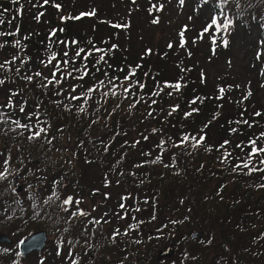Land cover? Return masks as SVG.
Returning <instances> with one entry per match:
<instances>
[{"label":"trees","instance_id":"16d2710c","mask_svg":"<svg viewBox=\"0 0 264 264\" xmlns=\"http://www.w3.org/2000/svg\"><path fill=\"white\" fill-rule=\"evenodd\" d=\"M75 3L0 0V228L21 240L40 229L54 236L53 255L35 253L38 264L264 262V152L252 154L250 143L264 148V99L229 92L212 73L232 59L237 34L249 55L257 30L260 53L243 66L259 62L264 92V0L195 1L201 17L211 12L199 30L210 42L204 52L151 34L138 43L127 30L118 39L122 26L105 8L83 18ZM10 171L21 173L25 197L16 198ZM102 183L120 193L118 205L94 199L79 215L76 201ZM64 184L74 195L67 208ZM22 259L0 244V264Z\"/></svg>","mask_w":264,"mask_h":264},{"label":"rangeland","instance_id":"374dc122","mask_svg":"<svg viewBox=\"0 0 264 264\" xmlns=\"http://www.w3.org/2000/svg\"><path fill=\"white\" fill-rule=\"evenodd\" d=\"M195 1L197 0H183V2H181V0H76V3L72 8L73 9L72 12L78 13L80 11L81 13H93L90 7L92 6L94 8L102 7V10L105 8L104 15L102 16L106 17V19L109 20L110 19L118 20V23H120V25L122 26L121 29L123 31L121 33V36L117 34L118 39L122 37L124 38L125 37L124 33L127 30L133 34L132 37H134V39L138 43L145 42L146 37L151 34L156 39L163 38V41H171L173 44L180 43V45L183 46L182 49H184L185 51L192 44H194L198 46L197 48L200 51L204 52L205 50H209L208 46L210 42L200 40V38L201 39L203 38L202 36H204V34L203 31L200 32L199 30H202L203 24L205 23L211 12L209 10V12L207 13L208 16L201 17L202 11H198L193 7L195 6V4H197L194 3ZM80 3L83 4L81 5ZM106 6L110 7L109 8L111 10L110 13L106 9ZM80 12L79 15L80 17L83 18L93 16V15L81 16ZM182 31L184 33L183 44L181 43V37H180V33ZM258 34H259V38H261V34L259 33V31L253 30L252 34L250 35V38L251 36ZM237 35H235L234 38L236 36L239 38L236 37L237 39L233 47L230 49V52L228 51L226 52V54L231 53L232 59L230 58V56H226L224 60L222 61L220 60L219 67H217V69L215 68L214 71H212V73L213 72L215 73V77L214 76L213 77L217 82L218 81L220 82V79L222 78L226 79L227 85H225L226 86L225 88H227L228 89L227 91L229 92L231 91L236 92L242 90H245L247 92H254V94L256 92V96H259L261 99H264V92L260 91L262 84L259 81V76H258L259 75L258 71L260 68L259 62L257 61V64L255 65L257 69L253 68L254 67L253 65H247L248 67L243 66V63L245 65L247 60L250 59L251 54L252 57L253 54L260 53V49L262 45L259 43V38H258V41L253 46L251 53L249 52L250 54L247 55L245 54L247 46L242 40V34H237ZM128 39L130 40L131 38L128 37ZM213 52L214 51H212V54ZM262 54H264V51L262 52ZM209 66L212 67L211 64ZM255 73L258 74L256 81L254 80L256 78ZM5 167L6 166L3 163V165L0 166V172H4ZM11 172L12 171H10L11 174L9 180L10 184L11 181L18 174V172H14L13 174ZM26 179H27L26 182L32 183V179L30 177ZM22 182L23 181L21 180L17 181V184H19L22 187L20 193H16V189L13 188V192L15 193L17 199L21 197H25L27 195L26 192H28V190L25 189L26 187L23 185ZM105 186L106 185H104L103 183L100 185H96L95 186L96 189L94 190L95 196H93L92 198L89 197L87 198L86 201H82L78 203L80 208L79 215L81 213L85 214L86 212H88V209L91 211L92 209L91 207H93L91 205H93L92 202L94 199H96L95 202L96 205L97 204H101L103 206L105 205L104 209L110 207L112 203L113 206H115V204L118 205L117 203L121 200L120 193L116 192L115 190L112 191L109 188L106 189ZM73 196L74 195L72 194V192L67 188L66 184H64L61 206L63 208H67V206H69V204L73 201ZM69 197H71V202L65 204L64 201L67 200ZM1 233H5L10 238H12L14 241L12 244L13 248L15 247L16 249H18V244L21 239L20 238L18 239V236L16 234H13V232L10 231V228L9 230L7 228H0V234ZM53 241H54V236L50 235L49 242L47 245L49 249L40 252L39 256L41 258H44L49 255H53L52 253L55 251L54 250L55 243ZM29 254L23 257L22 259L23 264H27V263L38 264L41 261L38 260V256L34 255L35 252ZM170 254H172L171 256L175 255L174 251H172L171 249L164 252V255H166V257L169 256ZM176 256L178 255L176 254ZM179 258L180 257L178 256L177 259L179 260ZM228 260H230L228 261L230 262V264H236L232 259H228Z\"/></svg>","mask_w":264,"mask_h":264},{"label":"snow or ice","instance_id":"6c2138e0","mask_svg":"<svg viewBox=\"0 0 264 264\" xmlns=\"http://www.w3.org/2000/svg\"><path fill=\"white\" fill-rule=\"evenodd\" d=\"M44 2H45V3H48V0H44ZM181 2H183V0H181ZM225 2H226V0H225ZM56 7L59 8L60 6H59V5H56ZM93 14H94V13H81V16H83V15H93ZM75 19H79V17H75ZM212 23H213V24L216 23L215 19L213 20ZM230 23H231V21H228V24H230ZM227 26H228L227 24L224 25L225 28H227ZM116 27H120V25H116ZM205 31H207V29H206ZM183 35H184V33H183V31H182V32L180 33V36H181V43H182V44H183ZM73 43H75V41H73ZM224 43H225V45H226V44H227V40H225ZM113 47H116V46L113 45ZM169 47H172V45L169 44ZM97 51H100V50L97 49ZM80 52H83V49H81ZM80 52H77L76 55L79 56V55H80ZM64 55L67 56L68 53L65 52ZM55 56H56V54L53 53L51 59L49 60V63H51V60H52V59H55ZM100 59L103 60V56H102ZM63 63H64V65H67V64L69 63V61L65 60ZM0 67H3V66L0 65ZM56 70H57V71H60V67H59V65H57V69H56ZM75 71H79V69H76ZM133 74H134V73H133ZM36 75H40V73H37ZM55 75H56V73L53 72V79H55ZM67 75H68V76H71L72 73L69 72V73H67ZM84 75H88V71H87V68H86V67L84 68ZM79 78L82 79L83 77H79ZM129 78H130V77H125L126 80H128ZM26 79L30 81V80L32 79V77L29 76V77H26ZM0 83H3V81H0ZM48 83H52V81L50 80V81H48ZM57 83H59V81H57ZM100 85L103 86V85H104V82H103V81H100ZM139 86H140L141 88L144 87V85H142V84L139 85ZM175 88H176V89H179V88H180V84L177 83V84L175 85ZM74 90H75V88L73 89V91H74ZM94 90H95V88H89V89H88V92L91 93V92H93ZM124 91H125V93H127V92H128V89H125ZM220 92L223 93V92H224V89L221 88V89H220ZM107 94H108V93H105V95H107ZM113 95H115V92H113ZM71 99H74V100H75V99H79V97L72 96ZM20 110L23 111V110H24L23 107H21ZM80 110L83 111V108H81ZM186 115H189V114L186 113ZM256 115H260V113H256ZM245 123H247V121H245ZM41 131H44V129H41ZM232 131H236V130L233 129ZM35 135H36V136H39L40 133L37 132V133H35ZM30 138H31V137H30ZM188 139H189V137H187V136L184 137V141H186V140H188ZM192 139L195 140L196 138L193 137ZM203 139H204V137L201 136L198 140H196V143H197V144L201 143V142L203 141ZM182 142H183V141H182ZM225 143H228V142L225 141ZM250 143L253 145V148H252V154H255V153H258V152H264V148H257V147L255 146V144H256V141H255V140L250 141ZM238 147H239V145H238ZM261 163L264 164V160H262ZM244 166L247 167V164H245ZM255 170H257V169H250V171H255ZM3 175H4L3 173H0V177H2ZM70 202H71V197H69L67 200L64 201L65 204H68V203H70ZM76 203L78 204L79 201H76ZM121 207L123 208L124 205L122 204ZM81 214H84V213H81ZM74 215H75V214H74ZM21 243H23V241H21ZM74 264H75V262H74Z\"/></svg>","mask_w":264,"mask_h":264},{"label":"water","instance_id":"95a60500","mask_svg":"<svg viewBox=\"0 0 264 264\" xmlns=\"http://www.w3.org/2000/svg\"><path fill=\"white\" fill-rule=\"evenodd\" d=\"M20 178H21V174L18 173L16 178L13 179L12 185H15L16 180ZM19 189L20 187H18L17 190ZM201 234H202L201 232H195L193 233V237L196 238ZM22 241L23 243L20 242L18 246L19 254L22 257L32 252L39 253L45 247L49 249V247H47L49 242V237L46 231L43 229L30 233ZM12 242H13L12 238H10L7 234L5 233L0 234V244H11Z\"/></svg>","mask_w":264,"mask_h":264},{"label":"flooded vegetation","instance_id":"af4514ba","mask_svg":"<svg viewBox=\"0 0 264 264\" xmlns=\"http://www.w3.org/2000/svg\"><path fill=\"white\" fill-rule=\"evenodd\" d=\"M9 163H10V161H9ZM1 165H3V162L1 161V159H0V166ZM13 182V180L11 181V183ZM16 185H17V183H16ZM12 188H14V187H12ZM21 191V190H20ZM197 238V237H196ZM173 253V252H172ZM261 258L262 257H258L257 259V262H256V264H264V262L261 260ZM228 261H230V260H227V261H224V263L223 264H230V262H228ZM200 264H211V260H207V261H203V262H200Z\"/></svg>","mask_w":264,"mask_h":264}]
</instances>
